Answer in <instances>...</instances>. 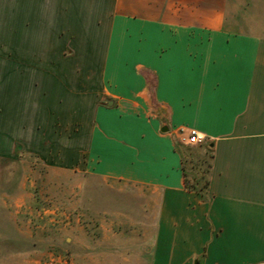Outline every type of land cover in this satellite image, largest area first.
Segmentation results:
<instances>
[{"label": "crops", "instance_id": "obj_1", "mask_svg": "<svg viewBox=\"0 0 264 264\" xmlns=\"http://www.w3.org/2000/svg\"><path fill=\"white\" fill-rule=\"evenodd\" d=\"M22 156L99 198L75 264H264V0H0V165Z\"/></svg>", "mask_w": 264, "mask_h": 264}, {"label": "rangeland", "instance_id": "obj_2", "mask_svg": "<svg viewBox=\"0 0 264 264\" xmlns=\"http://www.w3.org/2000/svg\"><path fill=\"white\" fill-rule=\"evenodd\" d=\"M196 163L206 176L208 160ZM84 177L29 156L0 165V264H75L85 247L98 254L99 198L94 189L85 196ZM86 199L96 212L85 211Z\"/></svg>", "mask_w": 264, "mask_h": 264}, {"label": "built area", "instance_id": "obj_3", "mask_svg": "<svg viewBox=\"0 0 264 264\" xmlns=\"http://www.w3.org/2000/svg\"><path fill=\"white\" fill-rule=\"evenodd\" d=\"M178 138L180 142L185 144H198L201 140L194 129L180 130L178 132Z\"/></svg>", "mask_w": 264, "mask_h": 264}, {"label": "trees", "instance_id": "obj_4", "mask_svg": "<svg viewBox=\"0 0 264 264\" xmlns=\"http://www.w3.org/2000/svg\"><path fill=\"white\" fill-rule=\"evenodd\" d=\"M207 167H208V164H207ZM187 183H188V180H187ZM207 183H208V181H207L206 176H203V174H200V175L197 174V175H195L191 184H188V187L190 189H194V190L196 189L199 192H203L207 187Z\"/></svg>", "mask_w": 264, "mask_h": 264}]
</instances>
